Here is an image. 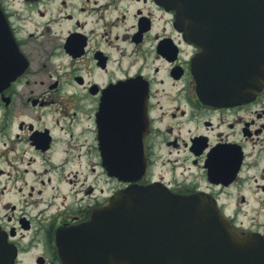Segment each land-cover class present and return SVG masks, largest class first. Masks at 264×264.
<instances>
[{
	"label": "flooded vegetation",
	"instance_id": "1",
	"mask_svg": "<svg viewBox=\"0 0 264 264\" xmlns=\"http://www.w3.org/2000/svg\"><path fill=\"white\" fill-rule=\"evenodd\" d=\"M0 8L26 62L0 85V228L13 264H66L72 251L61 239L82 237L59 232L129 184L101 166L100 126H138L130 112L140 103L139 183L207 193L237 231L264 238V92L248 103L201 102L197 49L155 0H0ZM124 81L146 85L145 100L106 91Z\"/></svg>",
	"mask_w": 264,
	"mask_h": 264
},
{
	"label": "water",
	"instance_id": "2",
	"mask_svg": "<svg viewBox=\"0 0 264 264\" xmlns=\"http://www.w3.org/2000/svg\"><path fill=\"white\" fill-rule=\"evenodd\" d=\"M160 2L175 12L178 28L200 49L196 81L203 100L205 92L214 91L221 95L218 100L246 101L264 88V0ZM237 65V93L226 97L221 89L235 84ZM143 128L105 127V134L115 133L117 140L115 145L101 143L109 173L130 181L141 176ZM84 229L97 237L93 264H264V242L238 235L205 195L179 196L132 185L116 193ZM10 256L0 234V264H10Z\"/></svg>",
	"mask_w": 264,
	"mask_h": 264
},
{
	"label": "rangeland",
	"instance_id": "3",
	"mask_svg": "<svg viewBox=\"0 0 264 264\" xmlns=\"http://www.w3.org/2000/svg\"><path fill=\"white\" fill-rule=\"evenodd\" d=\"M126 5H127V7H124V10H125V11H128V12H125V14H127L126 24L128 25V24L130 23V20H129V17H128V16L131 15V13H132V11H133V9H134V5H133V4H126ZM49 43H51V44H53V45H57V44H58L57 42H49ZM160 88H161V87H160ZM160 96H162V98H161L162 100H164V101H166V102L169 101V100H167V99L165 98V95L163 94V92H160ZM181 130H182V131H181L182 136H183V137H187L186 129H184V130L181 129ZM72 166L77 167V168H80V162H73ZM32 167L38 168V164H33Z\"/></svg>",
	"mask_w": 264,
	"mask_h": 264
}]
</instances>
